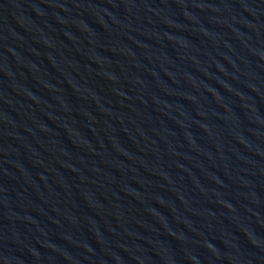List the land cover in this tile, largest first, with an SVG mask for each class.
I'll use <instances>...</instances> for the list:
<instances>
[{
	"label": "water",
	"instance_id": "1",
	"mask_svg": "<svg viewBox=\"0 0 264 264\" xmlns=\"http://www.w3.org/2000/svg\"><path fill=\"white\" fill-rule=\"evenodd\" d=\"M0 264H264V0H0Z\"/></svg>",
	"mask_w": 264,
	"mask_h": 264
}]
</instances>
